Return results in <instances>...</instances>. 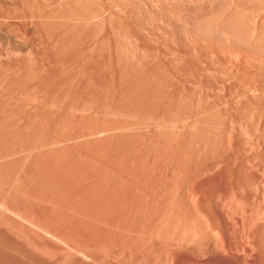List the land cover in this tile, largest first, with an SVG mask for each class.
<instances>
[{"label": "rangeland", "instance_id": "374dc122", "mask_svg": "<svg viewBox=\"0 0 264 264\" xmlns=\"http://www.w3.org/2000/svg\"><path fill=\"white\" fill-rule=\"evenodd\" d=\"M73 1L0 0V14L8 12L5 21L0 19V62L11 64L4 55L17 44L46 70L49 61L43 56L61 32L41 29L32 13L38 7L41 13L68 8ZM251 1L85 0L88 7L73 17L79 18L74 21L80 31L67 39V55L103 50L104 57L96 60L108 66L104 88L92 97L94 104L84 105L89 109L83 103L91 96H83L81 106L77 92L73 99L80 108L72 103L73 92L66 96L77 109L66 98L67 103L63 99L53 106L51 101L62 96L51 88L56 75L44 73L23 85L12 83L9 74L0 78V257L8 253L0 264H264V48L256 32L264 42V27H259L264 0H253L256 7ZM18 13L22 18L15 19ZM228 21L237 23L247 39L237 41ZM115 44L124 45L131 63L129 84L117 78L121 63L110 54ZM59 55L57 63L71 64L65 53ZM145 83L153 86L147 91L152 96L145 87L141 92ZM119 110L123 114L113 116ZM132 115L129 127L123 118ZM118 133L126 141H118ZM52 149L58 153L46 154ZM36 153L41 159L33 158ZM19 177L28 181L21 183L24 189L12 187Z\"/></svg>", "mask_w": 264, "mask_h": 264}, {"label": "bare ground", "instance_id": "6f19581e", "mask_svg": "<svg viewBox=\"0 0 264 264\" xmlns=\"http://www.w3.org/2000/svg\"><path fill=\"white\" fill-rule=\"evenodd\" d=\"M172 1V0H171ZM249 1V0H248ZM253 1V0H252ZM251 1V2H252ZM254 1H256L255 3H257V1L258 2H260L259 0H254ZM254 1L252 2V4L254 5L253 7H256V5L254 4ZM263 1V0H262ZM90 2V1H89ZM167 2V1H166ZM230 2V1H229ZM251 2H250V4H251ZM143 3V2H142ZM149 3V2H148ZM195 3V2H194ZM238 3V2H237ZM87 4L89 5V3L87 2ZM135 5H136V3H134ZM259 4V3H258ZM257 4V5H258ZM262 4V3H261ZM32 5V4H31ZM35 5V4H34ZM38 5V4H37ZM88 5H86L85 4V0H74L72 3H71V5H69V7L68 8H66V7H64L63 5L62 6H60V7H57V8H55V10H53L52 12H50V13H41L40 12V9H39V7L38 8H36V9H38V12L37 13H35V11H33V21H34V23H36V25H38L41 29H43V30H51V31H54L55 32V30H60V39H58L57 41L55 40V43L52 45V48L51 47H49V48H51V50L48 52V53H45L44 54V58L45 59H47L48 61H49V65H47V69L46 70H44L43 68H41L39 65H37V61H35V59H33L31 56H29V55H27V54H23V52H21V50L19 49H16L15 48V46L17 45H15L14 46V50H9V52H6L5 53V57L6 58H8V59H11V64H10V62L8 63V61L6 60V62L5 63H1L0 62V78L2 77V76H6V75H11V80H12V83H16V82H24L25 84H26V82H28L29 80H32V79H34V78H38V77H40V76H42L44 73H45V75L47 74V75H49V76H54L55 77V75H56V78L58 77V82H53L52 84V87L51 88H53V87H55V88H58V89H60L61 91H62V96L61 97H59V98H56L55 100H53V101H51V102H53V106H54V104H56L57 102H58V104H59V102L61 101V103L63 102L62 100L64 99L65 101L64 102H68V101H66V99H68L67 98V96L69 97L70 95H74V93L75 92H77L76 93V95H74V97H72V96H70L69 97V99L72 97V99L73 98H75V96H76V98L75 99H77L78 100V102H80V100H83V102L85 101V99L88 97V96H91V98L93 97V98H97L98 97V91L101 89V88H104V87H101V83L102 82H104V77H106V75L104 76V72H106L105 70H107L108 71V66H107V63L106 64H104V63H101V62H99V61H97L96 59V57H98V56H100L101 55V58H103L104 57V55H103V50L101 51V50H94V52L93 51H88L87 53H84V52H81L80 51V53H77L75 56H69V55H67V53H68V42H69V39L68 38H70V37H72V36H74L78 31H80L79 30V25H76V21H74L75 19H77V18H73L74 17V15L75 16H77L76 15V13H77V10H79L80 11V9H84V7H88ZM1 6V5H0ZM28 6H30V5H28ZM33 6V5H32ZM148 6H150V5H148ZM246 6V5H245ZM135 7V6H134ZM133 7V8H134ZM143 7H145V6H143ZM153 7V6H152ZM262 7V6H261ZM0 8H2V7H0ZM26 8H28V9H30V10H32L31 9V7H25V8H23V9H26ZM33 8V7H32ZM66 8V9H65ZM90 8H91V6H90ZM151 8V7H150ZM237 8V7H236ZM27 9V10H28ZM85 9H87L88 10V8H85ZM135 9V8H134ZM137 9H139V8H137ZM141 9V8H140ZM153 9V8H152ZM230 9V8H229ZM6 10H8V9H6ZM30 10H28V12L30 13V12H32V11H30ZM34 10V9H33ZM92 10V9H91ZM144 10H147L146 8L144 9ZM261 10V9H260ZM15 11V10H14ZM85 11V13H86V10H84ZM135 11V10H134ZM226 11V10H225ZM242 11V10H241ZM82 12V11H81ZM88 12V11H87ZM8 13V12H7ZM7 13H5V12H3V13H1L0 14V19L2 20V21H5V19H7ZM22 13V12H21ZM35 13V14H34ZM79 13V12H78ZM172 13V12H171ZM220 13V12H219ZM11 14V13H10ZM31 14V13H30ZM32 14H31V16H32ZM84 14V13H83ZM89 14V13H88ZM146 14V13H145ZM169 14V13H168ZM248 14V13H247ZM21 17V15L18 13V14H16L15 15V19L16 18H18L19 16ZM81 15H82V13H81ZM87 15V14H86ZM96 15V14H95ZM153 15V14H152ZM217 15V14H216ZM251 15V14H250ZM18 16V17H17ZM89 16V15H88ZM106 16V15H105ZM139 16V15H138ZM149 16V15H148ZM221 16V15H220ZM246 16V15H245ZM80 17V16H79ZM84 17H86V16H84ZM134 17V16H133ZM173 17V16H172ZM238 17V16H237ZM252 17V16H251ZM258 17V16H257ZM264 17V16H263ZM22 18V17H21ZM72 18V19H71ZM81 18V17H80ZM87 18H89V17H87ZM174 18V17H173ZM228 18V17H227ZM4 19V20H3ZM19 19V18H18ZM17 19V20H18ZM25 19V18H24ZM79 19V18H78ZM204 19H206V18H204ZM228 19H230V18H228ZM238 19V18H237ZM261 19V18H260ZM20 20H23V19H20ZM220 20V19H219ZM231 20H233V19H231ZM263 21H264V19H262ZM1 21V22H2ZM90 21V20H89ZM101 21V20H100ZM204 21V20H203ZM208 21V20H207ZM223 21V20H222ZM234 21V20H233ZM66 22H68L67 23V25H66ZM86 22V21H85ZM164 22V21H163ZM213 22V21H212ZM220 22V21H219ZM228 22H230V21H228ZM259 22H261V20L259 21ZM9 24V23H8ZM25 24V23H24ZM94 24V23H93ZM205 24V23H204ZM207 24V23H206ZM215 24V23H214ZM236 24V26H237V23H235ZM235 24H233V22L231 23L230 22V24L229 23H227V25H229V29H231V35L234 37V38H237V41L239 40L240 42H243V35H242V33L244 34V32H243V30H241V29H238L237 27L239 26H234ZM262 24H264V22H262L261 24H259V27H264V25H262ZM226 25V26H227ZM85 26V25H84ZM121 26V25H120ZM224 26V25H223ZM241 26H242V24H241ZM244 26V25H243ZM247 26V25H246ZM83 27V26H82ZM87 27V26H86ZM199 27H201V26H199ZM220 27V26H219ZM257 27V26H256ZM179 28V27H178ZM243 28V27H242ZM82 29V28H81ZM202 29V28H201ZM205 29V28H204ZM210 29H211V27H210ZM262 29V28H261ZM264 29V28H263ZM94 30H96V29H94ZM129 30V29H128ZM242 31V33H241V31ZM245 30V29H244ZM116 31V30H115ZM183 31V30H182ZM212 31V30H211ZM222 31V30H221ZM250 31V30H249ZM263 31V30H262ZM8 32H10V31H8ZM81 32H82V30H81ZM220 32V31H219ZM223 32V31H222ZM221 32V33H222ZM252 32L253 33H255L254 31H251V34H252ZM257 32V37H258V40H260V48H262V46H263V48H264V42H263V40H262V38H261V34H260V32L261 31H256ZM124 33V32H123ZM205 33V32H204ZM220 33V34H221ZM248 33V32H247ZM6 34V33H5ZM8 35V34H7ZM76 35H78V33L76 34ZM224 35V34H223ZM246 35V34H245ZM249 35V34H248ZM10 36V35H9ZM8 36V37H9ZM243 36V37H242ZM253 36H254V34H253ZM110 37V36H109ZM115 37V36H114ZM223 37V36H222ZM224 37H225V35H224ZM227 37H229V36H227ZM73 38V37H72ZM71 38V39H72ZM108 38V37H107ZM116 38V37H115ZM244 38H246V37H244ZM261 38V39H260ZM67 39H68V42H66L67 41ZM70 39V40H71ZM200 39V38H199ZM226 39V38H225ZM247 39V38H246ZM102 40H104V39H102ZM107 40V39H106ZM105 40V41H106ZM73 41V40H72ZM75 41V40H74ZM103 42V43H106V42ZM202 41V40H201ZM245 41V40H244ZM252 41H253V39H252ZM102 42V41H101ZM107 42H109V40L107 41ZM112 42V41H111ZM118 42V41H117ZM229 42V41H228ZM259 42V41H258ZM102 43V44H103ZM116 43V42H115ZM119 43V42H118ZM216 43V42H215ZM257 43V42H256ZM71 44V43H70ZM101 44V43H100ZM108 45L110 44V42L109 43H107ZM254 44V43H253ZM72 45V44H71ZM70 45V46H71ZM105 44H103L102 46L104 47V49H105V46H107V45H105ZM119 44H115L114 45V48H113V51H111L110 50V54H115L116 55V57L115 58H117L116 60H118V62H117V64L118 65H120V63H121V65H120V67L118 66V68H119V76L117 75V78H119V80L120 81H126V82H128V80H129V78L131 77L130 76V74H132V73H129V71L127 70V68H129V67H127L126 68V66L127 65H131V63L129 64V63H127V60H126V54L124 53V50H122V48H123V46L122 47H120L121 46V44L118 46ZM250 45V44H249ZM240 46V45H239ZM257 46H259V45H257ZM10 47V46H9ZM90 47V46H89ZM103 47H102V49H103ZM2 48V47H1ZM4 48V47H3ZM27 48V47H26ZM246 48V47H245ZM259 48V49H260ZM263 48H262V50H263ZM10 49V48H9ZM21 49H22V45H21ZM24 49V48H23ZM71 49H72V47H71ZM71 49H69V50H71ZM74 49V48H73ZM97 49V48H96ZM99 49V48H98ZM100 49H101V47H100ZM125 49V48H124ZM254 49V48H253ZM81 50V49H80ZM212 50V49H211ZM229 50V49H228ZM5 51V50H4ZM83 51V50H82ZM105 51V50H104ZM108 51V50H107ZM127 51V50H126ZM77 52H78V50H77ZM223 52V51H222ZM264 52V51H263ZM22 53V54H21ZM44 53V52H43ZM64 53H65V55H67V56H64ZM70 53V52H69ZM105 53V52H104ZM2 54H4V53H2ZM63 55L64 56V60H65V57H67V58H70V62H71V64L69 65L68 64V66H65V64L63 65V64H61V63H57L56 62V56H58V55ZM106 54H107V52H106ZM1 55V54H0ZM59 55V56H60ZM96 55V56H95ZM111 56V55H110ZM126 56V57H125ZM113 57V56H112ZM124 58H125V60H126V62H125V60H124ZM128 58V57H127ZM3 59V58H2ZM100 59V58H99ZM4 60V59H3ZM67 60V59H66ZM63 61V60H62ZM100 61H101V59H100ZM103 61H105V59L103 60ZM125 62V63H124ZM42 63V62H41ZM109 66H114L113 64H108ZM170 65V64H169ZM106 66V67H105ZM116 66V67H117ZM134 66V65H133ZM133 66H132V68H133ZM115 67V66H114ZM114 67H110L111 68V71L113 70V68ZM135 67V66H134ZM118 68H117V70H118ZM132 68H130V69H132ZM158 68V67H157ZM18 69H19V71H18ZM139 69V68H138ZM134 70H135V68H134ZM157 70V69H156ZM164 70V69H163ZM110 71V70H109ZM110 71V72H111ZM116 71V70H115ZM131 71V70H130ZM165 71V70H164ZM117 72V71H116ZM116 72H114L115 73V75H116ZM131 72H133V71H131ZM148 72H150L149 70H148ZM151 72H155L154 73V75H153V77L154 76H156L155 74H156V71H154V69H153V71H152V69H151ZM150 72V73H151ZM206 72H208V71H206ZM112 73V72H111ZM129 73V74H128ZM136 73V72H135ZM153 73H151V75L153 74ZM160 72H158L157 74H159ZM192 73V72H191ZM108 74V73H107ZM165 74V73H164ZM76 75V77L75 78H73L74 76ZM145 75V74H144ZM222 75V74H221ZM44 76V75H43ZM130 76V77H129ZM135 76V75H134ZM146 76V75H145ZM144 76V77H145ZM149 76V75H148ZM158 76V75H157ZM255 76V75H254ZM48 77V76H47ZM132 77H133V75H132ZM162 77V76H161ZM41 78H43V77H41ZM51 78V77H50ZM141 78H143V76H141ZM141 78H140V80H141ZM147 78V77H146ZM256 78H258V77H256ZM262 78V77H261ZM46 79V78H45ZM55 78H53V80H54ZM71 79H72V81H71ZM77 80V82L76 81H74V80ZM107 79V78H106ZM131 79V78H130ZM138 79H139V76H138ZM143 79H145V78H143ZM151 79H153V81H154V79H155V82L154 83H156V78H152V76H151ZM5 80V79H4ZM39 80H40V78H39ZM39 80H37L38 81V83H39ZM47 80V79H46ZM118 80V81H119ZM133 80V79H132ZM146 80V79H145ZM147 80H148V78H147ZM149 80H150V78H149ZM148 80V81H149ZM43 81V80H42ZM57 81V80H56ZM151 81V84H154L153 82H152V80H150ZM149 81V82H150ZM33 82V81H32ZM51 82H52V80H51ZM76 82V83H75ZM109 82V81H108ZM144 82H147V81H144V80H142V83L144 84ZM264 82V81H263ZM7 83V82H6ZM11 83V84H12ZM22 83H20V84H22ZM23 83V84H24ZM41 83V82H40ZM39 83V84H40ZM123 83V82H122ZM138 83H140V82H138ZM148 83V82H147ZM5 84V83H4ZM17 84V83H16ZM22 84V85H23ZM46 84V82L44 83V85ZM71 84H73V85H71ZM103 84V83H102ZM124 84V83H123ZM122 84V85H123ZM128 84H129V82H128ZM261 84V83H260ZM18 85V84H17ZM37 85V84H36ZM126 85V84H125ZM136 85V84H135ZM141 85V84H140ZM140 85H139V87H140ZM20 86V85H19ZM39 86V85H38ZM42 87H43V85H41ZM103 86V85H102ZM119 86V85H118ZM132 86V85H131ZM130 86V87H131ZM137 86L138 85H136V88H137ZM150 86H152V85H150V83H149V86H148V84H146L145 83V85H143V86H141L140 88V90H141V92H142V90H143V87H145V89H144V91L143 92H147V91H149L148 89V87H150ZM243 86V85H242ZM256 86V85H255ZM22 87V86H21ZM40 87V86H39ZM121 87V86H120ZM133 87V86H132ZM138 87V88H139ZM153 87V86H152ZM156 87V86H155ZM159 87V86H158ZM164 87V86H163ZM264 87V86H263ZM12 88V87H11ZM11 88H9V89H11ZM26 88V87H25ZM46 88V90H49V88L46 86L45 87ZM55 88H54V90H55ZM129 87H126V89H128ZM151 88V87H150ZM12 89H14V88H12ZM11 89V90H12ZM51 90V89H50ZM59 90V91H60ZM106 90V89H105ZM42 91V90H41ZM57 91V90H56ZM121 91V90H120ZM128 91V90H127ZM131 91V90H130ZM159 91V90H158ZM6 92V91H5ZM9 92V91H8ZM28 92V91H27ZM54 92V91H53ZM73 92V93H72ZM139 92V91H138ZM137 92V93H138ZM141 92H139V93H141ZM145 92V93H146ZM157 92V91H156ZM47 93V92H46ZM72 93V94H71ZM78 93H79V95H82V98H83V96H84V98L82 99L79 95H78ZM81 93V94H80ZM97 93V94H96ZM105 93H106V91H105ZM124 93V92H123ZM127 93V92H126ZM129 93L130 92H128V95H129ZM139 93H138V95H139ZM147 93H149V92H147ZM12 94V93H11ZM58 94H61V93H58ZM68 94H70V95H68ZM97 96H96V95ZM132 94V93H131ZM130 94V95H131ZM135 94V93H134ZM150 94V93H149ZM51 95V94H50ZM67 95V96H66ZM93 95H95V97L93 96ZM142 95V94H141ZM140 95V96H141ZM151 95V94H150ZM12 96V95H11ZM28 96V95H27ZM45 96V95H44ZM56 96V95H55ZM81 98V99H79V97ZM87 96V97H86ZM125 96V95H124ZM148 96V95H147ZM152 96V95H151ZM154 96H155V94H154ZM158 96V95H157ZM7 97V96H6ZM17 97V96H16ZM50 97V96H49ZM54 97V96H53ZM101 97V96H100ZM106 96H105V94H104V98H105ZM107 97H108V95H107ZM126 97H127V94H126ZM125 97V98H126ZM142 97H144V101H145V96H142ZM142 97H140V98H142ZM184 97V96H183ZM246 97V96H245ZM27 98V97H26ZM35 98V97H34ZM47 98H48V96H47ZM66 98V99H65ZM90 98V97H89ZM93 98L90 100V99H86L87 101H85V102H88L89 100H90V102H88V103H83L82 101V103H83V106L84 105H86L87 104V106L88 107H90V105H89V103H91V104H94L93 102H94V100H93ZM103 98V95H102V98H100V101H101V99H104ZM136 98V97H135ZM139 98V99H140ZM49 99V98H48ZM47 99V100H48ZM68 99V100H69ZM71 99V100H72ZM75 99H73V101H72V103H74V105L77 107V104H78V106H79V103H77V100H75ZM134 98H132V100H133ZM154 99H156V98H154ZM153 99V100H154ZM160 99V98H159ZM27 100V99H26ZM97 100V101H96ZM95 100V102H96V106L95 105H93V107L95 106V107H98V105L97 104H99V98L98 99H96ZM123 100H124V98H123ZM136 100V99H135ZM141 100V99H140ZM147 100V99H146ZM157 100V99H156ZM36 101V100H35ZM75 101H76V103H75ZM93 101V102H92ZM104 101V100H103ZM106 101V100H105ZM126 101V103H127V100H125ZM124 101V102H125ZM131 101V100H130ZM130 101H129V103L127 104V105H129V104H131L130 103ZM134 101V100H133ZM136 101H138V98H137V100ZM143 101V100H142ZM170 101V100H169ZM185 101V100H184ZM22 102V101H21ZM20 102V103H21ZM27 102V101H26ZM37 102V101H36ZM80 102V105L82 106V103ZM107 102V101H106ZM119 102V101H118ZM120 102H121V99H120ZM140 102V101H139ZM163 102V101H162ZM199 102V101H198ZM5 103V102H4ZM16 103H17V101H16ZM71 103V101L69 100V102L67 103L68 105H72V103ZM101 103V102H100ZM136 103V102H135ZM49 104H50V102H49ZM58 104H56L55 106H58ZM66 104V105H67ZM101 104H103V106H106V105H104V103L102 102ZM100 104V105H101ZM122 104V103H121ZM154 104V103H153ZM10 105V104H9ZM20 105V104H19ZM46 105V104H45ZM61 105V104H60ZM74 105H72L73 106V109L75 108V109H77ZM99 105V106H100ZM110 105V104H109ZM108 105V106H109ZM112 105V104H111ZM118 105H120L119 103H118ZM123 105H124V103H123ZM119 106V108L120 107H123L124 108V106ZM134 105V104H133ZM137 105H138V102H137ZM139 105H141V104H139ZM7 106V105H6ZM27 106V105H26ZM42 106H43V104H42ZM51 106V105H50ZM81 106H79V108L81 107ZM87 106H84V109L85 108H88ZM102 106V105H101ZM100 106V107H101ZM107 106V107H108ZM113 106V105H112ZM129 106H131V105H129ZM158 106V105H157ZM173 106V105H172ZM66 107H68V106H66ZM70 107V108H69ZM68 108H69V110L71 109V106H69ZM92 106H91V109L93 108ZM127 107V106H126ZM142 107V106H141ZM203 107V106H202ZM201 107V108H202ZM205 107V106H204ZM203 107V108H204ZM4 108V107H3ZM44 108V107H43ZM49 108V107H48ZM83 108V107H82ZM82 108H81V110H82ZM109 108H110V106H109ZM108 108V109H109ZM115 108V107H114ZM122 108V109H123ZM184 108V107H183ZM202 108V111H204V109H205V111L206 112H208L207 111V109H209L207 106H206V108H204L203 109ZM62 109V108H61ZM89 109V108H88ZM91 109H90V111H91ZM105 109V108H104ZM117 109V108H116ZM115 109V110H116ZM126 109V108H125ZM127 109H131V108H127ZM144 109V108H143ZM161 109V108H160ZM245 109V108H244ZM50 110V109H49ZM67 110V109H66ZM98 110V109H97ZM111 110V109H110ZM109 110V111H110ZM134 110H135V108H134ZM138 110V109H137ZM59 111V110H58ZM75 111V110H74ZM85 111V110H84ZM83 111V112H84ZM88 111V110H87ZM96 111V110H95ZM106 111H108V110H106ZM106 111H104V112H106ZM139 111V110H138ZM193 111H195V110H193ZM201 111V112H202ZM31 112H32V110H31ZM48 112V111H47ZM53 112H57L56 111V109H55V111H53ZM112 112V111H111ZM120 112V110L118 111V112H114V113H116V114H113V116L114 115H117V114H123V111H122V113H119ZM126 112H128V113H130V111H127L126 110ZM131 112H134V111H131ZM188 112V111H187ZM7 113V112H6ZM13 113V112H12ZM36 113V112H35ZM51 113V112H50ZM48 114V115H52V114H54V113H52V114ZM97 113V112H96ZM95 113V114H96ZM106 113H108V112H106ZM105 113V114H106ZM128 113L126 114V113H124V117L126 116V115H128ZM190 113V112H189ZM193 113V112H192ZM58 114V113H57ZM59 114H61V113H59ZM131 114V113H130ZM134 114V113H133ZM147 114V113H146ZM150 114V113H149ZM3 115V114H2ZM47 115V116H48ZM55 115V114H54ZM91 115V114H90ZM100 115H102L101 113H100ZM104 115V114H103ZM102 115V116H103ZM108 115H109V113H108ZM134 115H136V114H134ZM134 115H132V116H130V117H132V118H130V120H128V119H125V118H123L124 120H126V121H124V124H127V126H128V124L129 123H127V121L129 122V121H131V120H134L135 121V117H133ZM138 115V114H137ZM176 115V114H175ZM210 115H211V113H210ZM210 115H206V116H210ZM62 116V115H61ZM76 116V115H75ZM105 116V115H104ZM103 116V117H104ZM112 116V117H113ZM119 117H120V115H118ZM121 116H123V115H121ZM144 116V115H143ZM212 116V115H211ZM210 116V118H212V120H213V117H211ZM256 116V115H255ZM41 117V116H40ZM49 117V116H48ZM47 117V118H48ZM127 117V116H126ZM129 117V116H128ZM148 117V116H147ZM190 117V116H189ZM199 117V116H198ZM6 118V117H5ZM82 118V117H81ZM109 118V117H108ZM114 118H116V117H114ZM137 118V117H136ZM161 118V117H160ZM210 118H208L209 120H210ZM64 119V118H63ZM88 119V118H87ZM103 119V118H102ZM121 119V118H120ZM120 119H118V122H120ZM148 119V118H147ZM152 119H156V118H151L150 120H152ZM164 119V118H163ZM203 119V118H202ZM207 119V120H208ZM20 120V119H19ZM48 120V119H47ZM59 121H60V119H58ZM104 120V119H103ZM141 120V119H140ZM10 121V120H9ZM64 121V120H63ZM106 121V120H105ZM133 121V122H134ZM138 122H139V120H137ZM146 121H148V120H146ZM145 121V122H146ZM159 121V119H157L156 120V123ZM163 120H160L159 122H162ZM257 121V120H256ZM35 122V121H34ZM103 122V121H102ZM121 124H123V121H122V119H121ZM132 122V123H133ZM142 122V121H141ZM150 122V121H149ZM37 123V122H36ZM50 123V122H49ZM106 123V122H105ZM115 123V122H114ZM117 123V122H116ZM115 123V124H116ZM131 122H130V124H132ZM137 123V122H136ZM154 123H155V121H154ZM155 123V124H156ZM166 123H167V121H166ZM207 123V122H206ZM40 124V123H39ZM72 124V123H71ZM112 124V123H111ZM115 124L113 125V127L115 126ZM120 125V124H117V127H118V125L119 126H121L120 128L122 129V126H125V125ZM130 124H129V127H130ZM138 124V123H137ZM140 124V123H139ZM149 124V123H148ZM231 124V123H230ZM112 125H111V127H110V124H109V126H108V128L109 129H111V128H113L112 127ZM151 125V124H150ZM154 125V124H153ZM241 125V124H240ZM31 126V125H30ZM106 126V125H105ZM134 126V125H133ZM140 126V125H139ZM177 126V125H176ZM33 127V126H32ZM104 127V126H103ZM116 126H115V128H117ZM135 127V126H134ZM142 127V126H141ZM145 127V126H144ZM162 127H163V123H162ZM170 127V126H169ZM175 127V126H174ZM178 127V126H177ZM264 127V126H263ZM133 128V127H132ZM137 128V127H136ZM171 128H172V126H171ZM255 128V127H254ZM262 128V127H261ZM39 129V128H38ZM105 129V128H104ZM114 129V128H113ZM112 129V130H113ZM126 129H127V127H126ZM129 129V128H128ZM263 129V128H262ZM33 130V129H32ZM134 130V129H133ZM3 131V130H2ZM6 131V130H5ZM77 131V130H76ZM89 131V130H88ZM162 131V130H161ZM203 131V130H202ZM264 131V129L262 130V132ZM1 132V131H0ZM4 132V131H3ZM13 132V131H12ZM31 132V131H30ZM166 132H167V130H166ZM171 132V131H170ZM258 132V131H257ZM5 133V132H4ZM8 133V132H7ZM0 134H2V133H0ZM6 134V133H5ZM4 134V135H5ZM30 134V133H29ZM93 134V133H92ZM123 134V135H122ZM121 135L118 133V135H117V139H119L118 141H120L121 139V141L122 142H124L123 141V138L125 137L124 136V133H122ZM165 134V133H164ZM197 134V133H196ZM128 135V134H127ZM136 135V134H135ZM162 135V134H161ZM169 136H170V134H168ZM167 135V136H168ZM198 135V134H197ZM1 136H3V135H1ZM6 136V135H5ZM26 136V135H25ZM134 136V135H133ZM132 136V137H133ZM160 136V135H159ZM163 136V135H162ZM166 136V135H165ZM169 136H168V138L167 139H169ZM193 136H194V134H193ZM200 136V135H199ZM228 136V135H227ZM68 137V136H67ZM114 136L112 137V138H115ZM131 137V136H130ZM2 138V137H1ZM0 138V139H1ZM129 138V137H128ZM136 138V137H135ZM201 138V137H200ZM28 139V138H27ZM58 139V138H57ZM117 139H115V140H117ZM126 138H124V140H125ZM176 139V138H175ZM205 139V138H204ZM203 138H202V140H204ZM14 140V139H13ZM50 140V139H49ZM111 140V139H110ZM113 140V139H112ZM111 140V141H112ZM198 140H199V137H198ZM118 141H116L117 143H118ZM126 141V140H125ZM131 141V140H130ZM145 141V140H144ZM188 141V140H187ZM50 142V141H49ZM113 142V141H112ZM115 142V141H114ZM115 142V143H116ZM121 142V143H122ZM47 143V142H46ZM127 143V142H126ZM165 143V142H164ZM182 143V142H181ZM186 143V142H185ZM189 143V142H188ZM228 143V142H227ZM120 144V143H119ZM118 144V145H119ZM169 144V143H168ZM16 145V144H15ZM52 145V144H51ZM122 145V144H121ZM213 145V144H212ZM211 145V146H212ZM215 145V144H214ZM5 146V145H4ZM216 146V145H215ZM23 147V146H22ZM70 148V147H69ZM155 149V148H154ZM218 149V148H217ZM6 150V149H5ZM33 150V149H32ZM55 151V149H52V150H49V151H47L48 153H46V154H49V152L50 151H52V152H50V153H52L51 155L53 156V155H55L56 154V152L57 151H55V154H53L54 153V151ZM58 150V149H57ZM61 151H63V149H60ZM59 150V151H60ZM221 150V149H220ZM208 151V150H207ZM46 152V151H45ZM204 152V151H203ZM214 152V151H213ZM44 153V152H43ZM58 153V152H57ZM195 153V152H194ZM37 154H39V153H36V155ZM45 154V155H46ZM206 154V153H205ZM219 154V153H218ZM33 155V154H32ZM40 155V154H39ZM44 155V154H43ZM42 155V157H45V155L43 156ZM50 155V154H49ZM47 156V155H46ZM6 157H7V154H6ZM36 157L37 158H40V157H38V155L37 156H33V158H35L36 159ZM47 157H49V156H47ZM169 157V156H168ZM2 158H3V156H2ZM41 159V158H40ZM182 160V159H181ZM12 162V161H11ZM8 162H6V164H7ZM74 163V162H73ZM5 164V163H4ZM11 164V163H10ZM13 164V163H12ZM15 164H16V161H15ZM14 164V165H15ZM3 165V164H2ZM13 165V166H14ZM17 165V164H16ZM9 166V165H8ZM7 166V167H8ZM11 166V165H10ZM27 166V165H26ZM4 167V166H3ZM71 167V166H70ZM87 167V166H86ZM28 168V167H27ZM69 168V167H68ZM91 169V168H90ZM149 170V169H148ZM212 170V169H211ZM152 171V170H151ZM189 171V170H188ZM19 172V171H18ZM121 172V171H120ZM19 175V174H18ZM32 175V174H31ZM31 175H30V177H31ZM37 175V174H36ZM36 175H35V177H36ZM43 175V174H42ZM25 176V175H24ZM33 176H34V174H33ZM45 176V175H44ZM89 176V175H88ZM26 177V176H25ZM24 177V178H25ZM28 177V176H27ZM26 177V178H27ZM37 177H38V175H37ZM36 177V178H37ZM47 177V179H49V177L48 176H46ZM20 178V180L17 178V180L18 181H16L15 180V182H13L14 184L12 185L10 182H9V184H11L12 185V187L14 188L15 186H17V187H21V188H23L24 189V187L23 186H21L22 184L21 183H23L24 185L26 184V185H28L27 183H28V181H26V178L25 179H23V181L21 182V177H19ZM29 178V177H28ZM44 178L45 177H43V180H44ZM96 178V177H95ZM122 178V177H121ZM29 179H31V178H29ZM41 181H43L42 179H41V177L39 178ZM10 180V179H9ZM28 180V179H27ZM91 180V179H90ZM136 180V179H135ZM30 181V180H29ZM35 181V180H34ZM40 181V182H41ZM48 181V180H47ZM51 181V180H50ZM8 182V181H7ZM33 182V181H32ZM39 182V183H40ZM49 182V181H48ZM30 183V182H29ZM4 184V183H3ZM9 184L7 183V185L9 186ZM31 184V183H30ZM36 184H37V182H36ZM36 184H33V185H35L36 186V188H37V185ZM41 184V183H40ZM46 184H47V182H46ZM6 184L4 185L5 187L7 186ZM10 185V186H11ZM32 185V186H33ZM94 185V184H93ZM3 186V185H2ZM34 186V187H35ZM39 186H41V185H39ZM43 186H44V184H43ZM51 186V185H50ZM5 187H3V188H5ZM42 187V186H41ZM40 187V188H41ZM87 187V186H86ZM12 188V189H13ZM16 188V187H15ZM26 189H27V187H25ZM29 188V187H28ZM31 188V187H30ZM39 188V187H38ZM37 188V189H38ZM1 189H2V187H1ZM10 189V188H9ZM20 189V188H19ZM43 189V188H42ZM45 189V188H44ZM11 190V189H10ZM18 190V188L17 189H15V191H13V192H15V194H16V191ZM21 190V189H20ZM28 190V189H27ZM26 190V191H27ZM34 190V189H33ZM40 190V189H39ZM5 191V190H4ZM8 191V190H7ZM32 191V190H31ZM36 191V190H35ZM38 191V190H37ZM41 191H44V190H41ZM46 191V190H45ZM59 191V190H58ZM2 192V191H1ZM12 191H11V193H13ZM20 192H22V193H25V191L23 192V191H20ZM29 192H30V190H29ZM29 192H27L28 193V195H29ZM48 192V191H47ZM9 193H10V191H9ZM18 193H19V191H18ZM22 193H20V196H21V194ZM26 193V194H27ZM31 193V192H30ZM33 193V192H32ZM35 193V192H34ZM38 193V192H37ZM1 194V193H0ZM8 194V193H7ZM14 194V193H13ZM25 194V195H26ZM36 194V193H35ZM9 196H10V198H11V195L9 194ZM14 196V195H13ZM12 196V198H11V200L12 199H14V201H15V198ZM29 196H31V195H29ZM154 196V195H153ZM16 197V196H15ZM24 197H26V198H28V201L30 200L29 199V197H27V196H24ZM23 197V194H22V198H24ZM6 198V197H5ZM9 198V197H8ZM8 198H6V199H8ZM18 198L19 197H17V200H18ZM21 198V199H22ZM20 199V200H21ZM25 199V198H24ZM16 200V201H17ZM19 200V201H20ZM27 200V199H26ZM25 200V201H26ZM165 200V199H164ZM15 201V202H16ZM22 201H23V199H22ZM21 201V202H22ZM27 201V202H28ZM31 201V200H30ZM33 201V200H32ZM109 201V200H108ZM174 201V200H173ZM11 202V201H10ZM13 202V201H12ZM4 203V202H3ZM18 203H20V202H18ZM26 203V202H25ZM24 203V204H25ZM32 203V202H31ZM146 203V202H145ZM10 204V203H9ZM23 204V203H22ZM30 204V203H29ZM33 204V203H32ZM31 204V205H32ZM35 204L36 205H38L37 204V202H35ZM12 205V204H11ZM13 205H14V203H13ZM113 205V204H112ZM123 205V204H122ZM24 206V205H23ZM151 206V205H150ZM25 207V206H24ZM32 207V206H31ZM34 207V206H33ZM35 207H37V206H35ZM162 207V206H161ZM28 209V208H27ZM109 209V208H108ZM38 210V209H37ZM39 210H40V208H39ZM42 210V209H41ZM122 210V209H121ZM154 210V209H153ZM195 210H197V209H195ZM129 212V211H128ZM145 213V212H144ZM151 213V212H150ZM133 214H134V212H133ZM197 214V213H196ZM1 215V214H0ZM5 216H6V214H5ZM137 216V215H136ZM127 217V216H126ZM144 217V216H143ZM2 219V218H1ZM66 219V218H65ZM6 220H4V222H5ZM9 222V221H8ZM11 223V222H10ZM4 224V223H3ZM7 224V223H6ZM14 224V223H13ZM6 226V225H5ZM11 227V226H10ZM6 230V229H5ZM4 239V238H3ZM3 245V244H2ZM8 245H9V243H8ZM12 244H10L9 246H11ZM35 252V251H34ZM1 255H2V257H0V259L1 258H3V259H6V260H8V257L6 256V255H8V253L6 254L5 252L3 253H1ZM52 255V254H51ZM15 257V256H14ZM6 260H5V262H6ZM12 260V259H11ZM13 261V260H12ZM1 262H2V259H1ZM7 263H9V262H7ZM13 263V262H12ZM10 264V263H9Z\"/></svg>", "mask_w": 264, "mask_h": 264}]
</instances>
